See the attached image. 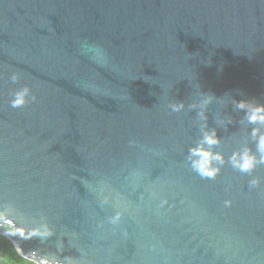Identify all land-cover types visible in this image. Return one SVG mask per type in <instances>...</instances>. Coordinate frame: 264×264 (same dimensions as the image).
I'll use <instances>...</instances> for the list:
<instances>
[{"label":"water","instance_id":"95a60500","mask_svg":"<svg viewBox=\"0 0 264 264\" xmlns=\"http://www.w3.org/2000/svg\"><path fill=\"white\" fill-rule=\"evenodd\" d=\"M240 101L264 105V0H0V234L37 264H264Z\"/></svg>","mask_w":264,"mask_h":264},{"label":"clouds","instance_id":"9594fccd","mask_svg":"<svg viewBox=\"0 0 264 264\" xmlns=\"http://www.w3.org/2000/svg\"><path fill=\"white\" fill-rule=\"evenodd\" d=\"M15 79V77H13ZM29 89L25 88L16 94V99L13 101V106H21L26 103V96ZM34 99V97H33ZM238 107L247 110V120L249 123L264 125V105H252L246 101H240ZM252 136L257 141V151L260 153L259 159L249 149H244L242 152L234 154L232 157V163L234 167L244 172H251L257 164L264 163V134L260 132L259 128L252 130ZM219 139L216 136L215 131L205 133L199 146L191 149V157L193 159V167L200 174L208 177L215 176L219 171V168L214 166L215 163H223V158L219 153L212 151L213 146L219 143ZM257 181H253V184ZM20 235H25L26 230L21 228L18 230ZM30 236H48L51 235V230L47 225L42 228L33 229L28 232ZM24 264H34L31 260H25ZM40 264H58L57 261L42 260Z\"/></svg>","mask_w":264,"mask_h":264},{"label":"trees","instance_id":"16d2710c","mask_svg":"<svg viewBox=\"0 0 264 264\" xmlns=\"http://www.w3.org/2000/svg\"><path fill=\"white\" fill-rule=\"evenodd\" d=\"M25 260L30 259L20 255L13 242L6 235L0 234V264H24Z\"/></svg>","mask_w":264,"mask_h":264}]
</instances>
